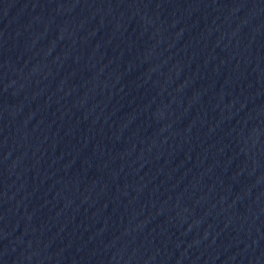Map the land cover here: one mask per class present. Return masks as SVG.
<instances>
[{
    "label": "water",
    "instance_id": "obj_1",
    "mask_svg": "<svg viewBox=\"0 0 264 264\" xmlns=\"http://www.w3.org/2000/svg\"><path fill=\"white\" fill-rule=\"evenodd\" d=\"M0 264H264V0H0Z\"/></svg>",
    "mask_w": 264,
    "mask_h": 264
}]
</instances>
